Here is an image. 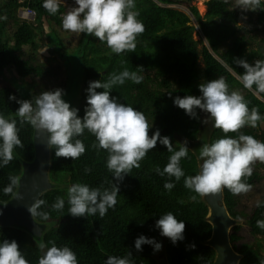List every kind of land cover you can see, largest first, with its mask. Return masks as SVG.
<instances>
[{
  "label": "trees",
  "instance_id": "trees-1",
  "mask_svg": "<svg viewBox=\"0 0 264 264\" xmlns=\"http://www.w3.org/2000/svg\"><path fill=\"white\" fill-rule=\"evenodd\" d=\"M184 1L191 3L193 0H135V10L139 11L138 18L143 22L144 31L137 36L136 47L131 50L121 69L116 68L117 57L110 62L104 59L109 62L105 79L109 73L124 68L143 75L141 83L125 81L123 85L114 86L110 95L144 113L149 125H152L148 130L149 136L159 129L160 135L169 137L170 143L177 150L179 143L186 140L188 157L181 159L180 166L186 175H194L200 163L195 151L196 142L206 138L207 143H211L225 133L213 127L211 121L202 123L208 114L200 109H196V118H190L183 109L173 104V98L198 96L200 92L197 86L201 82L223 76L229 85V91L244 90L242 96L249 109L256 107L264 114V93H261L259 98L253 91L245 89L237 79V75L244 70L233 63L234 58L245 59L249 64H253L257 59H264L262 44L246 27L239 25L246 17H249L247 22L253 27L262 25L264 0H261V9L252 11L237 7L238 0H208L204 17L195 6H190L189 10L195 17L199 30L192 24L190 15L170 6ZM23 7H32L36 11L34 22L22 20L17 16L18 10ZM66 11L67 6L60 4L58 11L50 14L42 7V0H6L4 4L0 3V15L11 19L14 27L13 33L9 35L8 20L0 18V80L5 82L0 86V113L6 118L17 119L18 135L23 145L14 148L13 159L0 168V189L8 184L10 175L18 177V184L12 193L0 191L2 204L9 202L16 195L24 167L35 159L36 140L46 137V134L41 132L38 135L27 123L19 122L15 114L18 104L8 97L12 95L16 99H22V95L10 81H14L16 77L24 80L34 77L39 79L36 89H31L32 96L43 90H52L49 86L52 84L51 80L54 77L57 79L59 74L54 67L39 60L40 45L37 42L35 24L48 18L62 27L61 14ZM195 31L200 36L198 40L194 37ZM46 38L48 46L58 56L64 58L68 54V48L61 38L55 42H52L47 34ZM256 42L259 43V50L253 49ZM26 47L30 50H26ZM75 48L83 67V81L80 85L84 102L77 108L78 116L83 117L87 95L84 91L89 81L100 77V74L93 70L96 61L91 56L101 53L103 47L98 38L83 33ZM67 85L68 81L62 89L67 90ZM261 122L264 120L258 121L255 128L246 125L239 131L264 141V130L259 127ZM226 135L235 133L229 132ZM78 138L85 145V152L79 158L56 157L55 150L49 148V178L52 187L39 198L46 202L42 208L48 211L49 215L47 220L34 217L42 226V232L34 236L23 228L7 227L0 229V240H16L29 264H37V259L42 254L40 245L50 246L49 241L55 242L58 247L71 248L76 253L78 264H104L108 255L122 256L129 250L136 264H160L161 256H164L168 264H215L216 252L207 244L212 232L208 218L210 205L203 195L195 194L184 186L183 177L174 181L175 186L170 191L164 189L163 184L168 177L158 175L154 169L158 166L162 170L170 153L159 142L139 161V167L132 168L120 182L117 203L103 217L98 214L87 217L68 214L67 198L63 197L62 188H68L76 182L86 183L91 187L101 184L108 187L111 180V173L105 165L106 150L97 151L92 147L95 137L87 130ZM85 167L91 171L85 172ZM262 178L263 175L254 169L251 176L242 177L252 186ZM222 192L223 202L232 219H241L242 213L237 210L238 194H233L227 188H223ZM192 195H197L196 200L190 199ZM58 196L65 199L63 210L51 208ZM168 211L173 212L177 219H183L185 223L184 239L175 244L167 237L161 236L159 229L154 227L159 215ZM259 219H264V204L256 206L247 220L253 234L264 238V229L256 225ZM240 228L235 225L230 234L234 249L242 256L239 264H260L247 246L238 247L237 242L241 240ZM141 234L155 238L161 243V249L154 252L150 245L145 244L142 245V251L137 252L133 242ZM31 239L35 245H30Z\"/></svg>",
  "mask_w": 264,
  "mask_h": 264
},
{
  "label": "clouds",
  "instance_id": "clouds-1",
  "mask_svg": "<svg viewBox=\"0 0 264 264\" xmlns=\"http://www.w3.org/2000/svg\"><path fill=\"white\" fill-rule=\"evenodd\" d=\"M60 3L61 0H42V7L50 14H55ZM74 4L69 11L61 14L64 30L91 34L116 54L135 49L136 38L144 31L143 22L138 18L139 11L135 10V0H74ZM260 4L261 0H238L237 7L256 10L261 9ZM233 63L244 70L237 75V79L245 89L253 91L254 94L264 93V59H257L249 64L245 59L234 58ZM137 67L143 70L142 67ZM142 80L143 75L138 71L124 68L109 73L105 80L89 81L85 89L87 95L83 117L78 116L79 110L76 107L70 106L63 99L65 93L61 88L43 90L31 99H16L12 95L8 97L18 104L15 114L19 122L27 123L37 132L46 134V145L55 150L56 157L79 158L85 152V145L78 137L85 130L95 137L92 147L97 151L106 150L105 165L111 173L109 186L104 187L101 184L91 187L82 182L72 183L66 193L67 213L74 217L97 214L103 217L117 203L120 182L132 168L139 167V161L157 142L170 153L163 169L158 166L154 169L158 175L168 177L163 184L165 190L170 191L175 186L174 181L183 177L184 186L198 195L214 194L222 188H227L233 194L250 191L252 185L242 177L251 176L253 162H264V141L239 130L246 125L257 127V122L264 120V114L256 107L249 109L247 101L239 91H229V85L223 76L201 82L197 86L200 92L198 96L174 97L173 104L183 109L190 118H196V109H200L208 114L202 123L211 121L213 127L225 133L211 143H203L199 147L198 171L194 175H186L180 161L188 157L187 141L179 143L177 150L170 143L169 137L160 135L159 129L149 136L148 130L152 125H149L144 113L110 95L114 86L123 85L125 81L139 84ZM229 132L235 135H226ZM18 133L17 119L6 118L0 113V168L13 159L14 148L23 147ZM84 171L89 172L91 169L85 167ZM8 181L0 189L3 193L13 192L18 184V177L10 175ZM196 198L197 195L190 197L192 200ZM16 199H20L19 195ZM256 203L258 207L264 204L259 200ZM45 204L44 200L35 199L27 207V211L31 217L47 220L49 213L42 208ZM64 205L65 199L58 196L51 208L63 210ZM256 225L264 229V219L257 220ZM154 227L173 244L184 239V220L177 219L171 211L159 215ZM49 244L50 246L40 245L42 254L38 257L37 264H78L76 253L71 248L58 247L52 241ZM145 244L150 245L154 252L162 247L155 238L143 234L133 242L137 252L142 251V245ZM0 264H29V261L20 251L16 240L2 239ZM104 264L136 262L129 250L122 256L108 255Z\"/></svg>",
  "mask_w": 264,
  "mask_h": 264
},
{
  "label": "rangeland",
  "instance_id": "rangeland-1",
  "mask_svg": "<svg viewBox=\"0 0 264 264\" xmlns=\"http://www.w3.org/2000/svg\"><path fill=\"white\" fill-rule=\"evenodd\" d=\"M6 0H0V3L4 4ZM24 1V0H19ZM208 0H193L191 3L188 1L175 3L173 5H170L172 8L178 9L180 11L185 12L186 14L190 15L192 19V24H194L199 30V27L197 25V21L195 17L191 14L189 7L195 6L198 9L199 14L204 17L207 11L206 2ZM75 5H70L67 7V11L71 9V7H74ZM20 10V9H19ZM18 10V12H19ZM66 11V12H67ZM252 11V10H251ZM250 11V12H251ZM1 17H4L8 20L7 22V32L9 35H11L14 31V27L12 25L11 19H9L5 15H0ZM18 16V13H17ZM255 16V15H253ZM247 19L249 17H246L245 21H242L239 23L240 26L246 27V29L249 31V33L252 36H255L257 38V41L262 44V50L264 51V23L262 25H258L253 27L247 22ZM37 25V42L40 45L39 48V60L41 62H44L46 64L51 65L54 67V70L58 72L59 77L57 79L52 78V84L51 89L55 88H63V85L68 81L67 90H63L65 95L63 96V99L70 104L72 107H80V105L84 102V98L82 99V90L81 85L82 83V76H83V67L82 62L79 59V54H76V46L79 44L83 33H74L67 30H64L60 25L54 24L52 21H50L48 18H44V20L40 23L35 24ZM47 36H49V39L52 42L57 41L58 39H62L64 42L65 47L68 48V54L62 58L58 56L56 52H54L53 49H51L48 46L47 42ZM195 39H200V36L198 35L197 31L194 32ZM254 43L253 49L256 50L259 46V43ZM103 51L99 54H93L91 56L92 59L96 61V63L93 66V70L100 74V77L95 80H104L107 73V68L109 66V62L113 60V58L117 57L116 60V68L121 69L124 66L125 61L129 57L131 50H125L121 54H116L110 51V49L107 47V45L104 42H101ZM26 50H30V48L26 47ZM262 51V52H263ZM264 53V52H263ZM104 59H108L109 62L104 61ZM69 77V79H68ZM58 80V81H57ZM39 81L37 78H28L24 80L23 78L16 77L14 81H10V84L15 87L22 95V99H31V89H36V84ZM5 82L0 80V86L4 85ZM54 86V87H53ZM85 92V91H84ZM241 94H243L244 90H239ZM260 98V94H256ZM260 129L264 130V122H261ZM37 134L39 135L40 132L38 131ZM45 135V134H44ZM207 143L206 138L199 139L195 144V151L198 155L199 147L203 144ZM252 169L256 170L258 173L263 175L262 180L255 183L252 186V189L246 193H239L238 194V200L239 203L237 205V210L242 213V218L239 220H234L233 227L235 225H239L240 231L239 236L241 237V240L237 242L238 247H245L247 246L249 250L253 253L254 258L258 260L261 264V261H264V238L262 236H256L251 231V228L249 224L247 223V220L252 215L253 211L255 210L257 206V200L263 201L264 200V162L255 161L251 164ZM50 180V178H49ZM51 183V182H50ZM60 183V181H59ZM52 184V183H51ZM61 191L63 192V197L67 198V188H62ZM223 191V188L220 190ZM211 194H205L203 195V198L207 201L211 198ZM223 194V192H222ZM210 214V213H209ZM233 230L231 229V232ZM30 245H35V242L31 239ZM160 264H166L167 261L164 258V256H161L159 258Z\"/></svg>",
  "mask_w": 264,
  "mask_h": 264
},
{
  "label": "water",
  "instance_id": "water-1",
  "mask_svg": "<svg viewBox=\"0 0 264 264\" xmlns=\"http://www.w3.org/2000/svg\"><path fill=\"white\" fill-rule=\"evenodd\" d=\"M35 150L34 161L24 167L16 195L9 202L0 203V229L23 228L34 236L42 232V226L31 217L27 207L52 187L49 180L51 157L46 137L36 140ZM17 195L20 199H16ZM208 203L212 232L207 244L216 252L215 264H239L242 256L230 239L234 221L223 202L222 192L212 193Z\"/></svg>",
  "mask_w": 264,
  "mask_h": 264
},
{
  "label": "built area",
  "instance_id": "built-area-1",
  "mask_svg": "<svg viewBox=\"0 0 264 264\" xmlns=\"http://www.w3.org/2000/svg\"><path fill=\"white\" fill-rule=\"evenodd\" d=\"M25 1V0H24ZM20 1V2H24ZM65 6L75 5L74 0H61V3ZM18 17L22 20L34 22L36 19V11L32 7H23L18 12Z\"/></svg>",
  "mask_w": 264,
  "mask_h": 264
}]
</instances>
